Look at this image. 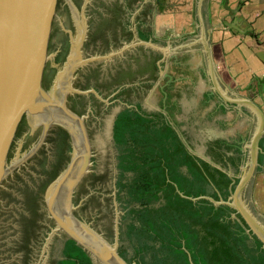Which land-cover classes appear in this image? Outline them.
<instances>
[{
    "label": "water",
    "instance_id": "95a60500",
    "mask_svg": "<svg viewBox=\"0 0 264 264\" xmlns=\"http://www.w3.org/2000/svg\"><path fill=\"white\" fill-rule=\"evenodd\" d=\"M0 264H264V0H0Z\"/></svg>",
    "mask_w": 264,
    "mask_h": 264
}]
</instances>
